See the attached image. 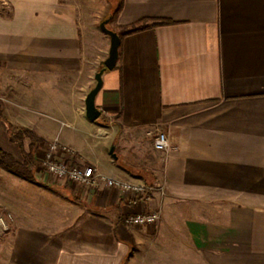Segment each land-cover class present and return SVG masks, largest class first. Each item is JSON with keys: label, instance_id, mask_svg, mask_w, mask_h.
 Returning <instances> with one entry per match:
<instances>
[{"label": "crops", "instance_id": "0c3cea01", "mask_svg": "<svg viewBox=\"0 0 264 264\" xmlns=\"http://www.w3.org/2000/svg\"><path fill=\"white\" fill-rule=\"evenodd\" d=\"M90 2L0 0L11 70L0 149L21 163L30 151L11 125L39 139L36 180L0 165V213L13 215L0 264H264V0H107L121 56L102 75L94 121L85 99L111 40ZM158 132L168 150L155 149ZM52 143L147 196L51 179L39 159ZM153 210L157 222H129Z\"/></svg>", "mask_w": 264, "mask_h": 264}, {"label": "built area", "instance_id": "2783aa9c", "mask_svg": "<svg viewBox=\"0 0 264 264\" xmlns=\"http://www.w3.org/2000/svg\"><path fill=\"white\" fill-rule=\"evenodd\" d=\"M154 147L157 150H168L170 148L169 138L165 132H158L154 139ZM58 145L50 144L46 152L40 157V168L53 180H64L71 185H93L97 177L102 178L108 187H118L130 194L135 201L143 200L149 187L146 184H137L121 179L105 176L97 173L94 167L86 164H72L68 160L57 155ZM160 212L153 210L149 212L136 213L129 217V222L134 225H149L158 221ZM13 220L9 212L0 213V230L8 231Z\"/></svg>", "mask_w": 264, "mask_h": 264}, {"label": "trees", "instance_id": "16d2710c", "mask_svg": "<svg viewBox=\"0 0 264 264\" xmlns=\"http://www.w3.org/2000/svg\"><path fill=\"white\" fill-rule=\"evenodd\" d=\"M144 22L145 21H141L139 23L132 24L128 27H123V31H125V34H128V33L142 30L148 26V25H145ZM169 23L170 21L168 20H155L152 22V25H163V24H169ZM120 38L122 40V36H120ZM120 46H121V43H120ZM120 56H121V51L119 47V58ZM9 131H10L11 140L18 141L20 145H22V138L24 135L30 137L32 140L30 151L24 152L25 161L21 163V162H18L11 154L0 149V165L8 168L12 172H14L15 174L23 178H26L29 180H36L35 173L33 169L28 168V164L30 163L32 165H36L38 162V159L35 157V151L37 148V144L39 142L38 137L35 135L33 131L29 129H21V128L16 129L13 125L9 127Z\"/></svg>", "mask_w": 264, "mask_h": 264}, {"label": "water", "instance_id": "95a60500", "mask_svg": "<svg viewBox=\"0 0 264 264\" xmlns=\"http://www.w3.org/2000/svg\"><path fill=\"white\" fill-rule=\"evenodd\" d=\"M108 19L101 22V28L110 36V49L109 55L103 63V67L96 73V84L89 91L85 99V110L88 119L94 121L101 115L100 109L96 105V96L100 89L102 88L103 80L102 75L106 70H112L115 68L118 58H119V47L121 43L120 35L114 29L107 26Z\"/></svg>", "mask_w": 264, "mask_h": 264}, {"label": "rangeland", "instance_id": "374dc122", "mask_svg": "<svg viewBox=\"0 0 264 264\" xmlns=\"http://www.w3.org/2000/svg\"><path fill=\"white\" fill-rule=\"evenodd\" d=\"M87 1H93V2H90L91 4L89 3L86 8L83 7L89 16H91L92 12H96V14L100 13V15H102V13L104 12L103 9L107 5V0H87ZM81 6H84V5H81ZM107 17H108L107 14L104 15V17L102 15V18L98 22L101 23L103 20L108 19ZM109 24L110 23H108L107 26ZM10 74H11L10 69H8L6 66L0 65V103H6V98L8 94L7 79H8V75ZM47 109H51V108H49L48 106Z\"/></svg>", "mask_w": 264, "mask_h": 264}]
</instances>
